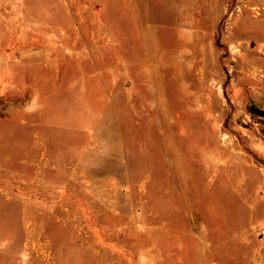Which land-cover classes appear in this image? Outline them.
Masks as SVG:
<instances>
[{
	"label": "rangeland",
	"instance_id": "obj_1",
	"mask_svg": "<svg viewBox=\"0 0 264 264\" xmlns=\"http://www.w3.org/2000/svg\"><path fill=\"white\" fill-rule=\"evenodd\" d=\"M0 264H264V0H0Z\"/></svg>",
	"mask_w": 264,
	"mask_h": 264
}]
</instances>
